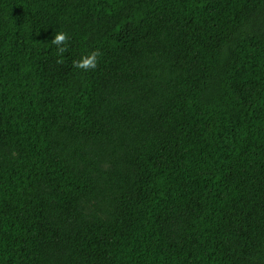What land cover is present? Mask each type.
<instances>
[{"label":"trees","instance_id":"obj_1","mask_svg":"<svg viewBox=\"0 0 264 264\" xmlns=\"http://www.w3.org/2000/svg\"><path fill=\"white\" fill-rule=\"evenodd\" d=\"M0 264H264V0H0Z\"/></svg>","mask_w":264,"mask_h":264},{"label":"clouds","instance_id":"obj_2","mask_svg":"<svg viewBox=\"0 0 264 264\" xmlns=\"http://www.w3.org/2000/svg\"><path fill=\"white\" fill-rule=\"evenodd\" d=\"M68 35L62 30H58L54 34L51 43L56 46L58 54L62 55L67 48ZM101 55L99 49L93 50L88 54L82 55L79 59L73 60V67L81 70H94L98 65V57ZM60 60L58 63H62Z\"/></svg>","mask_w":264,"mask_h":264}]
</instances>
